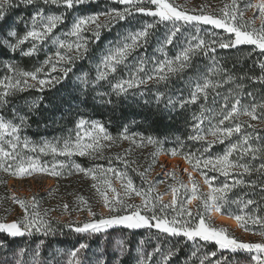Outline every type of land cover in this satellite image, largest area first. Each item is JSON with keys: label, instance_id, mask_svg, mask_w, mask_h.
<instances>
[{"label": "snow or ice", "instance_id": "6c2138e0", "mask_svg": "<svg viewBox=\"0 0 264 264\" xmlns=\"http://www.w3.org/2000/svg\"><path fill=\"white\" fill-rule=\"evenodd\" d=\"M109 2L118 3L123 7H107L86 14H74L69 30L66 33L55 35L54 29L64 23L68 11L86 4H98L99 0H0V21H4L13 9L21 6L33 8L27 20L23 15L15 17L17 22L23 21L28 29L22 36L18 37L14 29L7 32L8 36L16 38L15 43L7 39L3 40V44L7 45L11 52L20 50L22 55L32 56L38 52V46L45 42L55 47V51L47 55L41 66L33 71L19 69L12 63L6 64L13 75L0 80V107L8 104L9 97L17 92L36 89L43 93L63 83L73 71L76 62L87 59L90 45L100 42L102 32H110L118 24L128 25L131 30H125L118 40L110 42L102 50L97 57L94 77L90 78L86 71L76 76L77 83L73 85L67 99L68 111L78 104H86L89 95L94 93L93 101L98 98L99 102L111 105L115 98L121 104L130 102L131 104L142 103L145 106L152 105V112L158 119L171 120L174 115L178 114V111L186 109L189 105L197 104L201 100L207 103L210 92L214 93L213 104H215V97L221 95L215 90L221 87V83L245 79L244 76L235 77L220 64L215 55L217 49L252 45L264 53V0H230V3L224 4L218 10L219 14L206 11V6H201L199 10L190 9L176 3L175 0H109ZM40 5H57L64 8L65 12L46 14L45 7ZM249 10H254L251 17L246 15ZM139 14L151 17L152 22L140 23L136 20ZM257 21H259L258 24ZM158 24L166 26V32L157 42L159 47L155 50L159 56L149 57L146 54L136 56L139 49L147 48L150 37ZM185 25H191L195 32L185 38L184 45L178 53L169 58L166 49L173 44L178 34L183 35L181 29ZM202 25L213 28V31H205L208 39L200 35ZM214 29H222L230 35L227 38L219 36ZM28 41L31 42V47L27 50L21 49V45ZM197 56H209L212 66L207 71L198 72L190 78L187 96L182 90L173 93L172 90L167 89L168 81L193 68L192 61ZM130 57L133 58L132 63H129ZM57 65H60L59 75L51 76L52 72L57 71ZM46 66L49 69L48 72H45ZM260 67L264 69V63L260 64ZM121 68L126 70V75H117ZM213 75H223L226 79L216 81L211 78ZM249 79L264 82V75L249 77ZM102 81L107 83L108 91L98 90ZM161 85H164L167 90L159 91ZM150 86L156 91L152 92V99L145 100L144 97L149 95ZM243 88L244 85L239 83L236 85L235 92L229 90L221 98L218 110L206 109L204 103L200 104L199 114L192 115L190 127L193 134L187 137L188 141L202 144V147L195 151L190 149L185 151L184 141L179 137L176 138L178 147L166 150L165 140L142 133L129 134L126 125L118 136L113 137L105 128L104 123L97 120L87 121L80 117L75 124L74 138L69 135L62 140L59 138L42 140L41 146L32 147L34 153L37 151L45 154L51 153L54 156L59 155L65 158V160L52 163L51 166L47 163L42 164L38 157L25 158L16 151L21 143L24 148L29 147L31 141L26 136L21 139L20 133L28 124L30 115L38 114L43 97L41 96L39 101H25L29 114H20L15 108H13L14 118L12 120L0 114V170L18 178L32 176L34 173H44L57 178L83 173L95 181L92 187L102 197L108 214H98L85 197L79 196L77 199L83 207H77L76 210L87 211L90 219L82 223L70 221L64 225L75 233H102L114 226H123L130 230L155 229L158 234L183 237L185 242L214 243L218 246V250H227L232 253L245 252L251 254L248 264H264V216L248 214L244 211L249 205H255L257 202L252 199L232 200L228 195L237 186L253 189L258 187L261 192H264V143H256L264 141V137L259 134L260 124L264 123V101L256 103L253 97L252 103L242 104ZM247 95L251 97L252 93H247ZM44 109L56 110L47 104L44 105ZM242 117L249 119L243 120ZM205 120L208 121L206 128L203 127ZM213 120L216 122L212 123ZM251 121H256V123ZM86 125L91 131L81 135ZM237 134L239 138L232 142L231 138ZM122 140H128L132 145L140 147L146 145L154 147V151L150 154L151 160L148 168L144 171L134 169L145 179L146 187L144 185L139 188L135 186L127 174V168L134 163L126 158L131 148L126 149L123 155L116 154L110 157L108 167L97 164L94 167L84 168L71 161V157L76 155L102 159L106 149H110L117 141ZM226 140L229 143L224 151L212 155V147L224 144ZM5 144L11 150H7ZM163 153L171 156L183 155L187 163L192 166L191 172L187 168L183 169L188 174V183L177 179L175 170L168 173L175 181L168 185L171 192V200L168 202L164 201V194L157 191L154 183L147 180V174L159 162V157ZM234 154L235 158H233ZM245 157H248L251 162L242 163ZM113 160L122 162L125 170L112 167ZM255 161L260 162L257 164L254 163ZM160 167L166 169L162 163ZM209 169L213 173L221 174L225 177V181L216 186L214 181L217 180V176H209L206 171ZM197 170L204 178L203 183L207 185V191L202 190L200 180L193 176V172ZM253 174L261 177L259 183L255 180L246 182L243 179L245 175ZM113 178L122 181V191L113 185ZM229 178H231L230 182ZM0 183L6 184V181H0ZM133 196L140 197L141 203H130ZM11 199L23 210V215L11 222L0 221V232L12 238L32 235L34 232L42 233L44 236L56 235L58 229L53 227V221L48 218L49 211L54 209L45 210L43 214L37 211V195L31 198H21L12 192ZM194 202L195 208L190 207ZM233 205L236 206V211L232 210ZM62 207L65 213L69 212L67 203ZM213 213H220L234 219L237 227L245 232L254 231L259 227L260 231L255 234H258L261 239L255 242L239 239L227 227L217 225ZM44 244L45 241L40 240L36 245L32 264H48V261L39 259L40 249ZM139 244L143 245L144 240L141 239ZM119 245L121 254L128 251L129 245L123 240L119 242ZM0 247H7V245L0 241ZM88 247L87 243H79L70 253L74 259H70L68 264H82L79 259L75 258L78 253ZM178 250V248L169 249L166 254L161 253V246L157 244L152 252L145 254L144 249L140 247L137 249L139 255L136 264H150L152 256L156 253H161L160 264H167L174 252ZM200 251L199 247L196 248L191 256L196 257ZM25 252L24 247L19 248L15 253V256L19 257L15 264H24L22 258ZM216 256V251L205 252L199 258V264H205L206 261L208 264H228L224 256L214 261L211 259ZM4 264L7 262L5 261Z\"/></svg>", "mask_w": 264, "mask_h": 264}, {"label": "trees", "instance_id": "16d2710c", "mask_svg": "<svg viewBox=\"0 0 264 264\" xmlns=\"http://www.w3.org/2000/svg\"><path fill=\"white\" fill-rule=\"evenodd\" d=\"M226 1L228 2L229 0H223V2ZM204 5L208 8L212 5V1L205 0ZM40 6L45 7L46 14H60L65 12L64 8L57 5ZM107 7L121 8L122 6L110 3L109 0H99L98 4L82 5L79 8L73 9L66 13L64 23L58 25L57 28L54 29V34L60 35L62 33H66L70 28L74 14H86L88 12L100 11ZM32 11L33 8L31 6L28 8L21 6L20 8L13 9L11 12H9L4 21H0V80H3L6 76L10 77L13 75V73L6 67L7 63H12L14 67L22 70L33 71L35 68L41 66L47 55L55 51V47L53 45H51L49 42H45L44 44L38 46L39 50L35 55L24 56L20 50H17L13 53L10 51L7 45L3 44V40L5 39L9 40L11 43H15L16 38L7 35L9 30L14 29L17 32L18 37L22 36L25 31L28 30L25 23L23 21L17 22L15 17L23 15L25 20H27V18L32 14ZM136 20L140 23L152 22L151 17L143 14L137 15ZM168 27H170V25ZM125 30H131V27L125 24H118L113 27L110 32H102L100 42L98 44L90 45V52L87 59L78 60L75 64V67L73 68V71L69 73L67 80H65L63 83L57 84L55 87L45 90L43 93L36 89H28L25 92H17L16 94L9 97V103L0 107V114H2L8 120H12L14 118L13 108H15L20 114H29V109L25 105V101H39L40 97H43L38 114L30 115L28 124L22 129L20 133L21 139L26 136L29 138L31 143L28 148H24L22 143L19 144L16 151L20 152V154L25 158L29 156L38 157L42 164L47 163L49 166H51L52 163H56L57 161L65 160L64 157L59 155L54 156L51 153L45 154L39 153L38 151L34 153L32 151V147L41 146L42 140H53L54 138H59L62 140L67 138L69 135H72L74 138L75 124L80 117H83L87 121L97 120L104 123L105 128L113 137L118 136L123 130V127L126 125L128 127L129 134L142 133L144 135H152L165 140L164 148L166 150L173 147H178L176 141L177 137L184 141L185 151L189 149L195 151L196 149L202 147L200 142L188 141L187 137L193 134L190 127L192 123V115L194 113L199 114L200 104L204 103L203 100L198 101L197 104L189 105L182 111H178V114L174 115L171 120L163 121L158 119V117L153 114L152 105L145 106L142 103L131 104L130 102L128 104H121V102L115 98L113 104L106 105L102 102H99L98 98L96 101H93L92 95H94V93L89 95L88 102L86 104H78V106L73 107L71 111H68L67 99L73 85L77 83L76 76L80 75L82 71H86L89 73L90 78L94 77L96 74L95 64L97 63V57L110 42L118 40L120 35ZM181 31L183 35L178 34V37L174 39L173 44L168 46L166 49L169 58L176 55L180 48L184 45L185 38L191 36L195 32L191 25L183 26ZM205 31L210 32L213 30L201 27L200 35L205 39H208L209 37L205 35ZM214 31L219 36H224L225 38L230 35L226 34L224 30L214 29ZM165 32L166 26L164 24H158L150 37L147 48L139 49L135 55L140 56L146 54L149 57L153 55L159 56L155 50L159 47L157 42L162 39ZM29 47H31L30 41L21 45V49L23 50H27ZM256 49L257 48L254 46L248 45L230 49H218L216 57L220 64L224 68L228 69L229 73L235 77L244 76L245 79H236L228 83H221V87L215 90L221 95L215 97L216 103L213 104L214 93L210 92L207 103H204V107L206 109L218 110L220 107L221 98L226 95L229 90H233V92H235L236 85L239 83L244 85L241 93L242 104L248 105L252 103L253 97L255 98L256 103L264 101V82H260L258 80L253 81L252 79H249V77H259L264 75L262 69L257 66V64L264 58V54L261 52H256ZM132 62L133 58L130 57L129 63ZM192 64L193 68L186 70L181 74V76L173 77L170 81H168L167 89L172 90L173 93H175L177 90H182L184 95L187 96L189 90L188 82L190 78L194 77L198 72L207 71V69L212 66V61L209 56H197L193 59ZM57 67H60V65H57ZM48 71L49 69L46 66L45 72ZM50 75H59V70L52 72ZM117 75H126V70L121 68ZM41 78H43V76ZM211 78L216 81H223L226 79V77L223 75H213ZM167 89L164 85L159 87V91H166ZM98 90L108 91L107 83L102 81ZM155 91L156 89L150 86L149 95L145 96L144 99H152V92ZM247 93H252V96L249 97ZM137 99H139V97ZM45 104L49 105L50 107H54L56 110L51 111L44 109ZM205 115L207 116L208 113L206 112ZM241 119L248 120L249 118L242 117ZM215 122V120L212 121V123ZM251 122L256 123V121ZM203 127H208L207 120H205ZM260 129L261 131L259 134L261 137H264V127L260 125ZM90 131L91 129L86 125L81 131V135H83L84 132ZM238 138V134L234 135L231 138V141L235 142ZM209 139H211L210 136ZM228 143L229 141L226 140L224 144L215 145L211 149V154L216 155L222 153ZM256 143H264V141H259ZM4 146L7 150H11L7 144ZM129 148H131V152L126 158L130 161H134V163L130 164L127 168V174L132 179L135 186L139 188L141 185H144L146 187L147 185L145 179L141 177L134 169L144 171L146 168H148L149 162L151 160L150 154L154 151V147L152 145L140 147L138 145H132L128 140H122L117 141V143L114 144L110 149H106L104 151V158L102 159L97 160L89 158L88 156L80 157L76 155L71 157V161L80 164L84 168L94 167L97 164H102L105 167H108L110 157H113L116 154L123 155L124 151ZM162 155L171 156L170 154L166 153L161 154V156ZM172 157H180L185 160L183 155ZM233 158H235V154ZM241 162L250 163L251 161L248 159V157H245V159ZM259 162L260 161H255L254 163L258 164ZM188 165L192 168L190 164ZM111 166L120 170H125L123 163L120 161L113 160ZM157 166H159V162L151 169V171ZM206 171L208 172L209 176H217V180L214 181L216 186H219L225 181V177H223L221 174L213 173L210 169ZM149 173L147 174V180ZM197 173H199V170H197ZM35 174L37 173H34L33 175ZM41 174L52 177L44 173ZM13 177L14 176L0 170V181H6V184L0 183V211L2 214V222H5V218L9 217L10 214H13V212L16 211L15 204L11 201V192L8 185L10 178ZM52 178H55L57 181V191L56 194H54L55 199L50 200V202L47 199H42V206H45L46 210L54 209L49 211V215L53 212H57L59 214L64 213L62 207L63 204L70 201L73 196L76 197L75 201L78 203V205L74 208H69V211L71 212H76L77 207H83V205H81L77 199L79 196L85 197L92 207H98V204H100L102 197L97 192V190L92 187V185L96 182L90 177L85 176L83 173ZM230 179L231 178H229V182ZM243 179L246 182L255 180L259 183L261 181V177H259L257 174H253L251 176L245 175ZM117 180L122 184L120 179L113 178V185ZM228 195L232 200L252 199L256 201L257 203L255 205H249V207L244 209V211L248 214H259L264 216V192H261L258 187L253 189L246 186H237L236 188H233ZM52 203L56 204L52 205ZM232 210H237L235 205L232 206ZM51 220L53 221V226H58L61 224L60 222L57 223L58 221L55 219ZM259 231V227H257L254 231L250 230L252 233H258ZM121 232L122 233L118 236L117 232L112 230L108 235V239H102L100 238V235L90 236L88 234H79V237L81 238L79 242L87 243L89 245L87 249L82 250L83 252L81 256L82 259H84L83 264H136L139 255L137 252L138 248L142 247L145 251V254H147L152 252L157 244L161 246V253L165 254L169 249H179L178 251L174 252V255L168 260L167 264H199V258L203 256L205 252L212 251L217 252V256L211 258L213 261L221 256H224L227 258L228 264H233V262H236L240 257L245 255L232 252L226 253V251L218 250V246L214 243L196 244L192 241L185 242V238L183 237H171L164 234H158L155 229L142 228L128 230L122 228ZM64 235L69 237L74 235V232L68 231L67 233L64 232L62 235L57 233L54 236H44L34 232L32 235L15 238L9 237L6 233L0 232V241L7 245V247H0V259L3 260L17 257L15 256V253L18 252L20 247H24L26 249L23 258L27 260L31 259L34 256V250L39 241L47 240V243L45 242L44 246H42V250L40 251L46 255L48 263H59L58 260L61 258V256L55 254V252L57 250L56 248H67V242ZM116 237H119L125 242V244L129 245L128 251L122 254L120 251H112L111 253L106 251V248L111 246L109 239ZM141 239L144 240L143 245L139 244ZM43 247L45 248L43 249ZM198 247L201 249V251L197 253L196 257H192V251ZM161 253L154 254L150 264H160L162 259ZM205 264H208V261H206Z\"/></svg>", "mask_w": 264, "mask_h": 264}, {"label": "rangeland", "instance_id": "374dc122", "mask_svg": "<svg viewBox=\"0 0 264 264\" xmlns=\"http://www.w3.org/2000/svg\"><path fill=\"white\" fill-rule=\"evenodd\" d=\"M211 1H212V5L209 6L208 8L206 6L205 10L213 12L215 14H219L218 10L220 8H222L224 4L230 3V0L228 2L227 1L223 2V0L222 1L221 0H211ZM175 2L185 6L187 8L197 9V10H199L201 8V6H205L204 5L205 0H175ZM113 4L122 6L118 3H113ZM145 6L147 7L148 5H145ZM253 11L254 10H249L246 13V15L251 17L253 15ZM258 23H259V21H257V24ZM201 27L209 29V30H213L212 26L202 25ZM215 30H222V29H215ZM241 46H244V45H240L237 47H241ZM248 46H252V45H248ZM256 50H257L256 52H261L259 49H256ZM217 51H218V49H217ZM262 54H264V53H262ZM262 63H264V58L262 59L261 62H259L257 64V66L260 69H262L260 67V64H262ZM59 68L60 67H57V71L59 70ZM262 71L264 72V69H262ZM260 125H262L264 127L263 123H261ZM85 138L87 139V137H85ZM163 156L164 155L160 156V158H159V166H157L155 169L150 171L149 176H148V180H150L154 183L157 191L161 194H164L163 195L164 201L168 202L171 200V192L168 189V185L175 183V181L171 178L170 175H168V173L175 170L177 179L183 180L185 183H188L189 177H188V174L183 171V169H185V167H184V164L181 160H170L169 158L163 157ZM167 156H169V155H167ZM178 158H180V157H178ZM161 163L166 166V169H162L160 167ZM193 176H195L197 179L200 180L202 190L207 191V185H205L203 183L204 178L199 173H197V171L193 172ZM160 181H163V182H160ZM8 185L10 187V192L11 193L15 192L16 195L21 197V198H31L33 195H37V197H38L37 211L41 212L42 214L46 210L45 206H42V204H43L42 199H45V200L47 199L49 202H50V200H54L55 199L54 194H56V191H57L56 179L49 177V176H46V175H43L41 173H37V174L32 175V176L10 178ZM121 185L122 184L118 180L114 184V186L118 190L122 191ZM75 200H76V197L73 196L70 201L66 202L69 205V208H74L75 206L78 205V203ZM11 201H12V199H11ZM129 202L133 203V204H139V203H141V199H140V197L133 196ZM53 204H56V203H52V205ZM190 207L195 208V202ZM92 208H93V210L95 209V211H97L98 214L99 213H103L104 215L108 214V209L103 205L102 199L100 201V204H98V207L93 206ZM15 210L16 211L13 212V214H10L9 217L5 218V222H11L13 220H17L23 215V210L19 207V205L15 204ZM1 218H2V214L0 211V221H1ZM48 218L49 219H55L56 221L61 223L58 226H53L54 228L58 229L57 233H59L60 235H62L64 232L67 233L68 231H71L67 227H64V225H66L68 222L76 221L78 223H82V222H85L86 220L90 219L87 215V211L86 212H83V211L71 212V211H69L68 213L64 212L61 214H59L57 212H53L52 214L48 215ZM214 220H215V223L217 225H222V226L227 227L231 232L234 233V235L236 237H238L239 239H242L246 242H255V241H259L261 239V237L258 234L252 233L250 231L245 232L243 229H240L237 226L233 227L231 225L219 222L215 218H214ZM122 228H125V227L114 226V227H112V228H110L107 231L102 232V233H96V234L85 233V234H88L90 236H93V235L99 236L100 235L101 236L100 238L108 239V235L112 230H115L119 236V234L122 233L121 232ZM125 229H127V228H125ZM71 232H74V231H71ZM38 234L43 235L42 233H38ZM64 237H65L66 242H67V248H63V247L56 248L55 247L57 249L55 254L60 255L61 258L58 260L59 263L54 262V264H68V261L70 259H74L73 257H71L70 253L72 252L73 249H75L78 246V243H80L79 240H81V238L79 237V233H75V232H74V235H71L69 237H66L64 235ZM120 241H121V239L119 237L109 239V243L111 244V246L109 248H106V251L110 252V253L112 251H120V245H119ZM45 242L47 243V240ZM194 243L199 244V243H205V242H194ZM68 245H69V247H68ZM44 248L45 247H43V249ZM40 250H42V247ZM223 251H226V253L230 252L227 250H223ZM82 252L83 251L78 253L77 257L75 259H79L83 264L84 259H82V256H81ZM236 253L245 254V255L243 257H240L236 262H233V264H248L251 254L241 252V251H238ZM16 259H19V257H15V258L12 257L11 259H3V260L0 259V264H4L5 261L7 262V264H15ZM22 259H23L24 264H32V262H33V257L31 259H28V260L24 259V258H22ZM39 259L42 261H47L46 255L41 251H40ZM48 264H50V263H48Z\"/></svg>", "mask_w": 264, "mask_h": 264}, {"label": "bare ground", "instance_id": "6f19581e", "mask_svg": "<svg viewBox=\"0 0 264 264\" xmlns=\"http://www.w3.org/2000/svg\"><path fill=\"white\" fill-rule=\"evenodd\" d=\"M163 157H167L169 158L170 160H181L184 164V167L187 168L189 171H192V169L190 168V166L186 163V161L182 158H178V157H171V156H167V155H164ZM213 217L215 219H217L219 222H222V223H225V224H228V225H231L233 227H236V222L234 219H231L229 218L227 215H222L220 213H213Z\"/></svg>", "mask_w": 264, "mask_h": 264}]
</instances>
